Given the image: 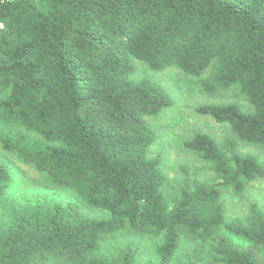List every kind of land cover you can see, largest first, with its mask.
Here are the masks:
<instances>
[{
  "label": "trees",
  "instance_id": "16d2710c",
  "mask_svg": "<svg viewBox=\"0 0 264 264\" xmlns=\"http://www.w3.org/2000/svg\"><path fill=\"white\" fill-rule=\"evenodd\" d=\"M137 64L248 103L197 108L233 135L183 143L213 178L173 183L150 154L146 119L172 98ZM239 143L264 153V0H0V148L75 198L12 193L26 180L0 160V264H264V212L228 218L223 202L264 178ZM125 231L154 239L146 258L103 250Z\"/></svg>",
  "mask_w": 264,
  "mask_h": 264
},
{
  "label": "rangeland",
  "instance_id": "374dc122",
  "mask_svg": "<svg viewBox=\"0 0 264 264\" xmlns=\"http://www.w3.org/2000/svg\"><path fill=\"white\" fill-rule=\"evenodd\" d=\"M136 69L133 74L136 79L150 77L157 80L168 90L172 98L171 105L164 108L159 115L146 119L157 135V139L150 149V154L160 155L162 169L173 183L182 182L185 179L206 180L213 178V173L209 167L195 153L186 149L183 143L190 139L195 132L207 133L218 142L233 138V135L226 123H219L211 116L199 113L197 108L202 104L236 102L246 110L248 103L236 91L232 92L231 89L208 94L200 89L197 78L189 77L173 67L153 72L143 65L137 64ZM237 150L241 153L258 155L259 159L264 161V153L253 146L239 143ZM0 160L10 163L21 173L23 180H26L19 191L12 188V193H43L49 198H57L62 201L75 199L70 192L50 189L42 185V179L39 181L40 175L36 170L22 163L14 154L4 152L1 148ZM222 197L228 218L244 216L251 202H255L264 212V178L255 179L249 183L248 187L239 195L225 192ZM78 205L85 214L97 216L104 213L100 210L91 209L80 202ZM127 243L136 245L139 248V255L146 258L151 252L154 239L130 235L125 231L105 237L102 248L107 250Z\"/></svg>",
  "mask_w": 264,
  "mask_h": 264
}]
</instances>
